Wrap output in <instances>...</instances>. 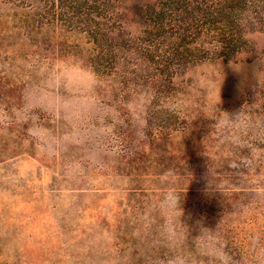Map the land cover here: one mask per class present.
Instances as JSON below:
<instances>
[{"label": "rangeland", "instance_id": "obj_1", "mask_svg": "<svg viewBox=\"0 0 264 264\" xmlns=\"http://www.w3.org/2000/svg\"><path fill=\"white\" fill-rule=\"evenodd\" d=\"M104 1L121 8L108 27L125 33L98 45L30 0H0V105L19 101L26 64L64 55L95 68L121 116L134 95L148 98L142 129L125 121L120 153L96 164L42 153L26 125L0 135V264H156L153 204L165 188L181 195L185 223L199 218L245 264L250 237L264 233V16L238 0ZM224 37L235 39L229 55ZM107 44L119 62L98 63ZM211 111L259 121L255 135L233 141Z\"/></svg>", "mask_w": 264, "mask_h": 264}, {"label": "clouds", "instance_id": "obj_2", "mask_svg": "<svg viewBox=\"0 0 264 264\" xmlns=\"http://www.w3.org/2000/svg\"><path fill=\"white\" fill-rule=\"evenodd\" d=\"M21 80L17 104L0 105V135L26 125L42 153L76 151L90 165L96 164L120 153L119 128L125 121L137 130L146 123L147 96L134 95L124 105L127 115L121 116L103 91L99 73L85 58L64 55L32 60ZM207 115L215 120L217 131L227 132L235 142L249 133L255 135L259 124L244 113L211 111ZM80 166L79 161L73 162L68 174ZM153 208L161 221L156 243L165 250L163 258L156 257V264H238L217 231L199 218L194 217L191 225L184 222L185 209L175 189L165 188ZM245 264H264V233L250 237Z\"/></svg>", "mask_w": 264, "mask_h": 264}, {"label": "trees", "instance_id": "obj_3", "mask_svg": "<svg viewBox=\"0 0 264 264\" xmlns=\"http://www.w3.org/2000/svg\"><path fill=\"white\" fill-rule=\"evenodd\" d=\"M32 3V9L33 12L39 13L46 12L47 10L53 11L54 14V20L56 14L61 15L62 19L57 20H65L72 24L73 29L74 26L76 27L77 31H80L82 33H87L88 35H92L98 45H102L103 42L101 38L107 37V39L115 38L119 34L118 31L121 32V34L124 32V27H108L110 22L116 24L117 21H119L121 16V8H118L117 10L113 9L111 10L109 5L104 0H30ZM116 3L118 0H114ZM230 4L234 0H228ZM249 2H252L253 5H256L258 10H256V16L258 18H261L264 16V0H256L253 2V0H238V5H241V7L245 8ZM126 4H129V1L126 0ZM127 8V7H125ZM39 11V12H38ZM36 12L34 13L36 15ZM70 15H69V14ZM69 16H68V15ZM121 23H123L122 20H120ZM126 23V20L124 21V24ZM123 26V25H122ZM118 30V31H117ZM104 33V34H103ZM125 33V32H124ZM123 35V34H122ZM224 41L226 40V44L223 46V50H225V54L229 55L231 45L235 41V39H229L227 37L223 38ZM108 46V44H107ZM119 51L113 52L112 47L109 48V46L106 49H102V51H99L97 53L98 57V63L100 64L101 59L105 57L108 54L112 55L114 54L113 59L111 60L114 63L119 62L118 61V54L121 51L120 48H116ZM123 49V48H122ZM174 152V151H172ZM197 152V151H195Z\"/></svg>", "mask_w": 264, "mask_h": 264}]
</instances>
